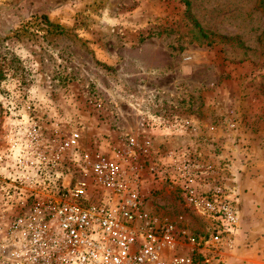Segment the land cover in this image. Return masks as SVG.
Returning <instances> with one entry per match:
<instances>
[{"label": "rangeland", "instance_id": "obj_1", "mask_svg": "<svg viewBox=\"0 0 264 264\" xmlns=\"http://www.w3.org/2000/svg\"><path fill=\"white\" fill-rule=\"evenodd\" d=\"M188 1L0 0V182L31 119L40 134L79 126L86 147L133 132L153 146L151 208L208 234L184 182L230 191L264 164V0ZM171 151L177 167L165 165ZM234 240L218 264H264Z\"/></svg>", "mask_w": 264, "mask_h": 264}, {"label": "built area", "instance_id": "obj_2", "mask_svg": "<svg viewBox=\"0 0 264 264\" xmlns=\"http://www.w3.org/2000/svg\"><path fill=\"white\" fill-rule=\"evenodd\" d=\"M92 103L104 105L100 98ZM30 125V143L13 153L0 182V210L6 212L0 214V264L220 262L239 221L230 191H198L184 182L188 203L211 221V231L199 237L149 205L150 140L121 131L112 144L86 147L79 126L50 123L40 134L34 119ZM174 125L156 124L163 130ZM169 157L160 168L177 167L173 151ZM187 163L180 171L192 182L195 168Z\"/></svg>", "mask_w": 264, "mask_h": 264}, {"label": "crops", "instance_id": "obj_3", "mask_svg": "<svg viewBox=\"0 0 264 264\" xmlns=\"http://www.w3.org/2000/svg\"><path fill=\"white\" fill-rule=\"evenodd\" d=\"M254 135L255 141L260 132ZM253 167L251 166V170L247 167L249 171L246 170L252 177L245 182L232 183L229 189L237 204L241 205V209L238 207V225L231 233L230 241L233 242L236 238L239 243H245L251 250L258 251L257 257H260L264 256V164L259 170Z\"/></svg>", "mask_w": 264, "mask_h": 264}, {"label": "trees", "instance_id": "obj_4", "mask_svg": "<svg viewBox=\"0 0 264 264\" xmlns=\"http://www.w3.org/2000/svg\"><path fill=\"white\" fill-rule=\"evenodd\" d=\"M185 1V4L187 5V6H189V1L188 0H184ZM187 10H188V8H187ZM47 21V20H46ZM49 24H52L51 22H48ZM195 25L197 26V27H199V24L197 23V22H195ZM201 30V29H200Z\"/></svg>", "mask_w": 264, "mask_h": 264}]
</instances>
